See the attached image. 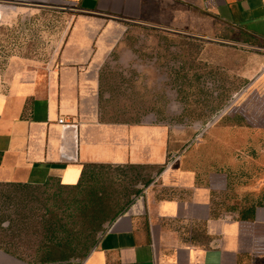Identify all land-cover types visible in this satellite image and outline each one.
I'll list each match as a JSON object with an SVG mask.
<instances>
[{
  "label": "crops",
  "instance_id": "0c3cea01",
  "mask_svg": "<svg viewBox=\"0 0 264 264\" xmlns=\"http://www.w3.org/2000/svg\"><path fill=\"white\" fill-rule=\"evenodd\" d=\"M13 1L66 5L77 15L44 72L0 75V182L72 185L89 163L164 166L81 264H264V205L239 219L215 216L221 175L204 178L171 154L166 125L104 120L90 96L114 20L201 16L264 45V0H0V9Z\"/></svg>",
  "mask_w": 264,
  "mask_h": 264
},
{
  "label": "rangeland",
  "instance_id": "374dc122",
  "mask_svg": "<svg viewBox=\"0 0 264 264\" xmlns=\"http://www.w3.org/2000/svg\"><path fill=\"white\" fill-rule=\"evenodd\" d=\"M25 3L13 1L0 9V75L16 67L44 72L77 15L66 5ZM192 19L114 20L90 96L104 120L166 125L171 154L204 178L211 172L222 176L215 181L221 187L214 192L213 214L239 219L264 205V45L221 22ZM159 173L144 166L104 171L112 180L113 207L93 233L97 243L115 217L147 195ZM37 190L42 198L70 194L58 181ZM7 191L0 187V200ZM59 217L73 239L87 227L88 219L80 215ZM48 235L41 227L19 231L0 220V264L84 261L83 244L74 240L66 249L68 259L59 257V248L52 252L57 260L45 262Z\"/></svg>",
  "mask_w": 264,
  "mask_h": 264
},
{
  "label": "trees",
  "instance_id": "16d2710c",
  "mask_svg": "<svg viewBox=\"0 0 264 264\" xmlns=\"http://www.w3.org/2000/svg\"><path fill=\"white\" fill-rule=\"evenodd\" d=\"M127 166L144 165L89 163L84 166L79 181L72 185L61 184L56 178H51L43 184L0 182V187L8 189L5 194H2L3 199L0 200V220L13 227L17 226L19 231L41 227L50 234L48 250L43 257L45 262L56 261L57 257L52 252H56L59 248H62L59 257L62 260L68 259L65 255L66 249H71L74 240L77 241L76 246L83 244L85 252L82 257L86 258L97 243L93 233L98 230L101 220L105 219L108 211L113 207L112 180L104 176V171L111 169L121 171ZM144 167H156L160 169V172L164 168V166L147 165ZM52 181H58L61 189L70 190V194L64 197L62 193L55 192L52 195L46 194L45 197H40L37 189L47 186ZM254 211L255 207L249 209L251 214ZM66 214L69 217L80 215L88 219L87 227H83L74 239L70 237V232L66 229L67 223H63L62 217H59ZM59 232L66 235L62 241H59Z\"/></svg>",
  "mask_w": 264,
  "mask_h": 264
},
{
  "label": "built area",
  "instance_id": "2783aa9c",
  "mask_svg": "<svg viewBox=\"0 0 264 264\" xmlns=\"http://www.w3.org/2000/svg\"><path fill=\"white\" fill-rule=\"evenodd\" d=\"M64 121H65V120H64L63 118H60V119H59V122H60V123H65Z\"/></svg>",
  "mask_w": 264,
  "mask_h": 264
}]
</instances>
